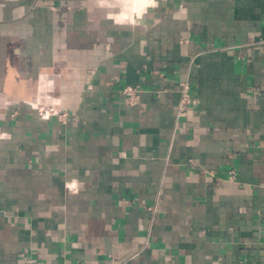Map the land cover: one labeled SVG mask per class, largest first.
Returning <instances> with one entry per match:
<instances>
[{"label":"crops","instance_id":"obj_1","mask_svg":"<svg viewBox=\"0 0 264 264\" xmlns=\"http://www.w3.org/2000/svg\"><path fill=\"white\" fill-rule=\"evenodd\" d=\"M0 264H264V0H0Z\"/></svg>","mask_w":264,"mask_h":264},{"label":"built area","instance_id":"obj_2","mask_svg":"<svg viewBox=\"0 0 264 264\" xmlns=\"http://www.w3.org/2000/svg\"><path fill=\"white\" fill-rule=\"evenodd\" d=\"M190 87L187 83L182 85V101L183 103H191V95H190ZM123 96L126 97L128 103L132 106L137 105L140 102V94L141 91L135 87H126L122 91ZM38 112L41 116L44 115H55L58 121L63 124L67 125L69 122V114L66 111L57 110L55 108H45L41 107L38 109Z\"/></svg>","mask_w":264,"mask_h":264},{"label":"clouds","instance_id":"obj_3","mask_svg":"<svg viewBox=\"0 0 264 264\" xmlns=\"http://www.w3.org/2000/svg\"><path fill=\"white\" fill-rule=\"evenodd\" d=\"M148 5L154 6V0H146V6Z\"/></svg>","mask_w":264,"mask_h":264}]
</instances>
